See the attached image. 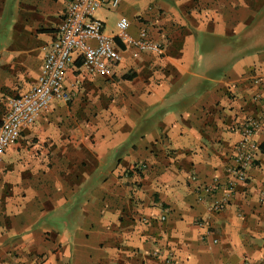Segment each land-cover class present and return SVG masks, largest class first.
Listing matches in <instances>:
<instances>
[{"label": "crops", "instance_id": "0c3cea01", "mask_svg": "<svg viewBox=\"0 0 264 264\" xmlns=\"http://www.w3.org/2000/svg\"><path fill=\"white\" fill-rule=\"evenodd\" d=\"M71 1L0 0V122L37 84ZM94 17L164 50L116 40L110 77L75 59L72 100L23 127L0 165V264L264 260V0H120ZM247 117L260 152L213 212L198 189L228 181Z\"/></svg>", "mask_w": 264, "mask_h": 264}, {"label": "built area", "instance_id": "2783aa9c", "mask_svg": "<svg viewBox=\"0 0 264 264\" xmlns=\"http://www.w3.org/2000/svg\"><path fill=\"white\" fill-rule=\"evenodd\" d=\"M120 0H72L64 20L57 31V38L46 51L37 84L27 93L10 101L6 116L0 122V165L8 148L19 141L23 127L32 126L37 116L53 102H70L71 95L64 89L66 72L79 59L84 70L90 74L110 77L122 59L119 40L124 48H132L145 53H162V44L150 39L146 29L139 37L129 33V22L120 19L116 36L106 34L102 21L95 13L103 8L116 9ZM261 95L255 102L263 101ZM264 109V103H263ZM261 122L247 117L240 125L242 139L236 146L234 162L229 170L230 178L224 184L215 181L210 186L198 189L199 200L207 202L209 210L222 212L230 205L233 191L239 183H246L247 171L255 164L260 152L255 135L261 130ZM217 191H222L219 196ZM244 264H253L245 260ZM257 264H264V260Z\"/></svg>", "mask_w": 264, "mask_h": 264}]
</instances>
